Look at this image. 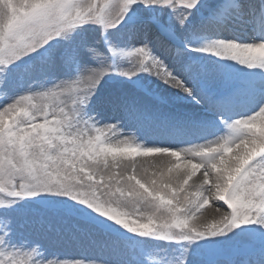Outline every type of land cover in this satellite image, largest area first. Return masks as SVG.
<instances>
[{
  "label": "snow or ice",
  "instance_id": "1",
  "mask_svg": "<svg viewBox=\"0 0 264 264\" xmlns=\"http://www.w3.org/2000/svg\"><path fill=\"white\" fill-rule=\"evenodd\" d=\"M0 264H264V0H0Z\"/></svg>",
  "mask_w": 264,
  "mask_h": 264
},
{
  "label": "bare ground",
  "instance_id": "2",
  "mask_svg": "<svg viewBox=\"0 0 264 264\" xmlns=\"http://www.w3.org/2000/svg\"><path fill=\"white\" fill-rule=\"evenodd\" d=\"M168 166L167 163V158H161V157H147V158H138V163H137V172L142 170V168L147 167L148 168V173L152 171L159 172L161 169L166 170ZM194 182H198V177H194L193 181H190V185L193 184ZM219 214L215 212L214 208L209 206L204 209L203 215L200 216L199 222H204L206 220H210L213 217L218 216Z\"/></svg>",
  "mask_w": 264,
  "mask_h": 264
},
{
  "label": "rangeland",
  "instance_id": "3",
  "mask_svg": "<svg viewBox=\"0 0 264 264\" xmlns=\"http://www.w3.org/2000/svg\"><path fill=\"white\" fill-rule=\"evenodd\" d=\"M152 172H153V171H152ZM152 172H149L148 175L151 176V173H152ZM208 220H209V219H208ZM208 220H206V221H208Z\"/></svg>",
  "mask_w": 264,
  "mask_h": 264
}]
</instances>
